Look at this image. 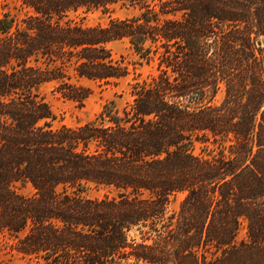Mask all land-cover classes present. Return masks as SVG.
I'll use <instances>...</instances> for the list:
<instances>
[{
  "label": "trees",
  "instance_id": "1",
  "mask_svg": "<svg viewBox=\"0 0 264 264\" xmlns=\"http://www.w3.org/2000/svg\"><path fill=\"white\" fill-rule=\"evenodd\" d=\"M17 1L0 17V234L39 264H264V0ZM82 8L128 12L70 23ZM122 40L155 75L53 128L40 86L82 102L79 81L128 77Z\"/></svg>",
  "mask_w": 264,
  "mask_h": 264
},
{
  "label": "rangeland",
  "instance_id": "2",
  "mask_svg": "<svg viewBox=\"0 0 264 264\" xmlns=\"http://www.w3.org/2000/svg\"><path fill=\"white\" fill-rule=\"evenodd\" d=\"M17 3V0H0V17L7 11L13 10V6ZM127 12L128 11H123L121 9L109 12L95 8H82L77 11H72L67 20L70 23L85 26L106 25L112 17H121ZM260 42L264 45L263 39ZM110 47L112 48L116 58L120 59L121 55L125 56L126 62L129 63L131 71L128 77L117 83L109 84L94 82L86 79L79 81L80 84L91 87L92 89L91 94L82 102L65 96L58 90V85L55 81L47 82L40 86V94L49 103L55 114V119L51 122L53 128H58L62 125L75 127L92 121L102 110L103 105L110 101H115L118 106L123 107L128 101L132 100L130 95V84L134 81V79L149 78L157 72L156 63L147 64L146 62H136L137 56L133 53L127 40L113 42L110 44ZM224 95L225 90H220L217 93L214 102H221ZM210 147L213 146L210 145ZM202 148L203 146H201V144H197L195 151L197 153H203ZM16 187L19 192L23 194H34V188L30 183H18L16 184ZM83 194L90 198L116 196L115 191L111 188L95 185H91L83 192ZM184 196V193H178L172 198L169 205L170 212H176L178 210ZM246 238L247 230L245 224H243L238 235V241ZM14 242L13 238L9 235L2 236L0 234V264H39L35 258L34 261H29L27 257L19 253L15 248L17 243Z\"/></svg>",
  "mask_w": 264,
  "mask_h": 264
}]
</instances>
